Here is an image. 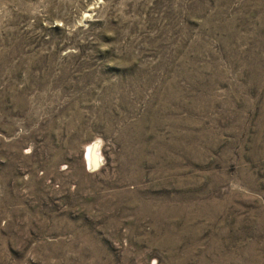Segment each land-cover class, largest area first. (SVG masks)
Instances as JSON below:
<instances>
[{"label": "rangeland", "instance_id": "1", "mask_svg": "<svg viewBox=\"0 0 264 264\" xmlns=\"http://www.w3.org/2000/svg\"><path fill=\"white\" fill-rule=\"evenodd\" d=\"M0 264H264V0H0Z\"/></svg>", "mask_w": 264, "mask_h": 264}, {"label": "bare ground", "instance_id": "2", "mask_svg": "<svg viewBox=\"0 0 264 264\" xmlns=\"http://www.w3.org/2000/svg\"><path fill=\"white\" fill-rule=\"evenodd\" d=\"M99 155V154H98ZM96 152L95 144H88L84 151V160L86 162L88 169H92L98 164V156ZM86 167V168H87Z\"/></svg>", "mask_w": 264, "mask_h": 264}]
</instances>
